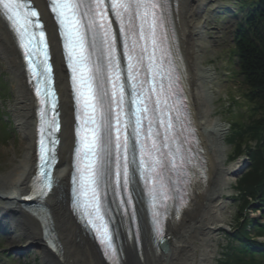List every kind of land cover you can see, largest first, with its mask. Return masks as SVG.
<instances>
[{
    "label": "snow or ice",
    "instance_id": "6c2138e0",
    "mask_svg": "<svg viewBox=\"0 0 264 264\" xmlns=\"http://www.w3.org/2000/svg\"><path fill=\"white\" fill-rule=\"evenodd\" d=\"M48 7L62 38L74 92L73 205L112 264H119L112 212L134 224L139 212L134 201L142 203L146 195L155 238L163 243L169 202L176 204L178 215L186 203L178 185L191 179L194 134L182 111V75L171 49L167 4L48 0ZM0 9L41 106V182L35 194L44 197L53 186L50 169L59 130L49 45L37 10L20 0H0ZM110 13L119 26L116 31ZM109 194L114 209L106 204ZM134 235L139 238V229Z\"/></svg>",
    "mask_w": 264,
    "mask_h": 264
},
{
    "label": "bare ground",
    "instance_id": "6f19581e",
    "mask_svg": "<svg viewBox=\"0 0 264 264\" xmlns=\"http://www.w3.org/2000/svg\"><path fill=\"white\" fill-rule=\"evenodd\" d=\"M31 1L42 13L52 45L61 110L58 164L67 171L69 166L71 168L69 156L73 147V118L68 78L62 70L59 41L56 38V29L47 15V5L43 0ZM175 1L177 5L174 17L184 58L187 96L192 102L194 123L200 132L206 178L191 193L190 208L181 220L171 229L168 228L171 237L167 242L166 252L159 253L155 249L145 210L138 214L142 218L140 229L143 244L141 249H138L137 246L125 242V264H211L217 249L215 237L225 229L228 208L225 199L243 168L242 160L227 165L225 129L212 118L211 108H203L201 100L203 93H210L208 90L210 91L212 84V76L202 67V55L206 47L201 41L203 27L197 22L204 2L191 0L194 2L191 7L187 4L185 7L187 0ZM0 55L17 79L14 86L15 119L26 142V154L23 159L0 180V222L12 230L8 239L20 245V238L23 237L25 244L37 248L43 262L49 264H105L93 242L83 236L82 230L70 214V186L67 174L62 172L56 175L55 193L43 199L41 203L46 209V225L39 217L21 208L23 198L31 193V183L36 175V102L15 40L1 18ZM207 101L210 106V96H207ZM45 228L54 234L52 248L45 238Z\"/></svg>",
    "mask_w": 264,
    "mask_h": 264
},
{
    "label": "rangeland",
    "instance_id": "374dc122",
    "mask_svg": "<svg viewBox=\"0 0 264 264\" xmlns=\"http://www.w3.org/2000/svg\"><path fill=\"white\" fill-rule=\"evenodd\" d=\"M233 3L234 0H208L205 6H202L199 18L197 19V22L203 25L201 41L206 47V53L202 55V66L212 76L211 89L210 91L208 90L210 93H205L211 99L210 106L207 105V109L211 108L213 119L219 122L225 129V139H228L230 136V110L248 122L246 113L249 114L251 108L245 99H243L242 94L245 90L241 86L240 78L236 76L238 69L231 35L233 18L230 15L231 13H227V11H233ZM214 33H218V35H215V40L211 36ZM0 76L4 79L3 82H0L4 90L3 95H0V117L8 115L10 111L8 125L0 123V138L2 136L8 137L7 142H0L1 180L9 170H12L23 159L26 154V142L23 140L15 120L16 92L13 89V82L16 79L3 62V59L0 60ZM202 97L204 98V96ZM234 97L237 98V102L234 101ZM226 149L228 150L227 156L232 154L233 151L231 152L229 146H226ZM236 182L232 183L229 196L226 199L228 200V208L226 210L225 229L215 237L217 249L215 251V258L211 264H217L218 259L221 258L223 250L227 245L226 239L228 238V233L236 226V205L232 200L235 194ZM253 217H259V213L254 214ZM262 220L264 222V218ZM21 241L23 254L16 255L11 250L16 249L17 247L15 246H18V244L13 243L11 245L9 243L10 240L6 236H0V264H49L48 262H43L41 257L38 256L37 248L26 245L23 237H21Z\"/></svg>",
    "mask_w": 264,
    "mask_h": 264
},
{
    "label": "trees",
    "instance_id": "16d2710c",
    "mask_svg": "<svg viewBox=\"0 0 264 264\" xmlns=\"http://www.w3.org/2000/svg\"><path fill=\"white\" fill-rule=\"evenodd\" d=\"M260 41V46L255 45L242 31L240 35H236L235 45L239 56L240 74L244 78V84L248 88L247 97L255 104V106L263 110L264 118V36L257 38ZM264 120L253 124L250 127L249 133L245 135V139L252 138L262 140V145H257L253 150L250 148L247 141L241 140L240 143H247L246 153L252 160L251 171L241 180L242 192L245 197H255L260 199L264 205V137L261 135ZM245 235L234 236L235 241L241 242L243 245V253L241 256L238 249L231 248L226 253V262L223 264H261L256 262L251 254L257 252L253 248H257L264 258V246L254 245L246 242ZM247 254L249 258L247 259Z\"/></svg>",
    "mask_w": 264,
    "mask_h": 264
}]
</instances>
